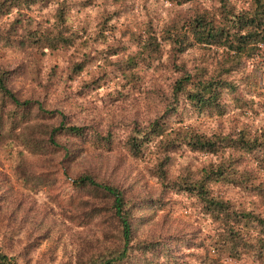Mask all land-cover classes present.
<instances>
[{
    "label": "trees",
    "instance_id": "trees-1",
    "mask_svg": "<svg viewBox=\"0 0 264 264\" xmlns=\"http://www.w3.org/2000/svg\"><path fill=\"white\" fill-rule=\"evenodd\" d=\"M36 1L0 0V14L19 12L21 7H29ZM165 1L180 5L193 0ZM214 1L217 3L214 13L195 12L159 36L148 26L144 36L129 33L126 37L122 32L113 37L105 49L93 54L89 51L90 42L96 37L103 42L108 40L106 33L112 30L110 19L114 11L103 14L98 32L82 42V35L76 31L63 33L65 11L61 7L54 13L55 26L29 32L26 42L22 34H16L15 20L0 31V40L18 49L25 45L38 51L46 47L68 49L77 43L67 61L65 75L69 79L79 78L75 90L78 95L96 91L105 84L108 67L114 68V81L118 83L117 90H110L109 97L123 96L122 89L138 87L140 64L149 67L162 63L167 69L177 71L166 96L162 97L161 109L144 125L118 138L109 129H99L96 122L71 123L61 110L45 107L38 98L20 96L8 85L7 71L0 70V151L7 156L13 145L19 146L10 164L12 173L25 174L24 186L31 194L44 188L46 195L45 202L39 204L25 194H8L12 196L10 202L0 207V264H71L65 240L74 247V264H136L128 260L132 251L139 255L141 264H152L146 254L155 256L159 251L155 249L156 242L135 239L136 226L141 223L135 212L151 198L143 193L134 195L136 181L126 186L117 182L120 168L117 157L109 159L102 155L103 164H100L87 156L72 168L86 146L108 154L118 143L133 158L144 159L143 156L148 155L146 163L154 184H147V187L156 189L157 193L183 191L192 204L200 205L210 222L216 224L217 231L222 229L218 240L207 243L211 251L244 259L246 264H249L247 261L264 264V210L237 209L231 200L222 198L212 189L214 182L223 181L247 187L248 175L236 176L235 170L244 159L264 176V127L252 130L247 126L204 134L181 122L172 126L165 124V119L176 114L180 106H188L196 112L214 109V115H221L225 105L221 106L220 98L224 91L239 104L238 83L229 75L239 61L258 55V45L264 43V0H243L246 3L243 7H236L233 0ZM126 39L130 42L128 45L123 44ZM163 41L167 43L166 50ZM132 45L134 49L131 50ZM193 45L219 47L228 56L214 74L206 75L205 68L198 63L188 66L177 60V55ZM98 53H102V58H96ZM164 56L165 59L170 57L168 62ZM243 79L248 77L239 81ZM243 104L249 108L252 101ZM226 151V157L219 164L202 166L192 175L186 171L176 174L172 180L168 178L166 165L172 154ZM0 176H3L1 171ZM65 176H70L71 180ZM61 182L74 194H58ZM252 187L257 191L253 200L264 197V177ZM2 191L10 192L11 189L2 185L0 178V197L4 195ZM80 192L93 197L85 218L102 217L116 228L118 243L106 232H101L92 242L80 240L79 233L73 232V217L61 202L71 203L74 195ZM43 240L50 242L33 258V248ZM59 246L61 253L56 257Z\"/></svg>",
    "mask_w": 264,
    "mask_h": 264
},
{
    "label": "rangeland",
    "instance_id": "rangeland-1",
    "mask_svg": "<svg viewBox=\"0 0 264 264\" xmlns=\"http://www.w3.org/2000/svg\"><path fill=\"white\" fill-rule=\"evenodd\" d=\"M233 2L236 7L246 6L243 0H233ZM60 7L65 11L63 33L76 31L82 35L81 42L86 37L95 36L103 14L115 12L110 19L112 30H107L106 33L108 40L103 42L101 38L96 37L90 42L89 51L93 54L96 50L105 49L109 45L108 42H112L122 32L126 37L129 33L144 36L145 28L148 26L159 36L165 29L180 24L183 19L195 12L206 10L214 13L217 3L214 0H193L180 5L165 0H38L29 7H21L19 12L0 14V31L15 20L13 25L15 32L22 34L26 42L29 32L38 31L43 27L49 30L55 26L54 13ZM128 43L130 42L127 39L123 42L125 45ZM76 44L68 49L46 47L38 51L28 45L18 49L14 45H5L0 40V70L7 71L8 85L20 96L38 98L45 107L61 110L66 120L71 123L79 125L96 122L99 129H109L118 138H123L132 128L144 125L161 109L162 97L166 96L170 81L177 71L167 69L162 63L149 67L140 64L138 87L124 88L123 96L109 97L110 90H117L118 83L114 81V68L108 67L105 84L96 91L78 95L75 90L79 78L69 79L65 75L67 61ZM166 44L163 41L164 50L167 48ZM132 49L134 45L131 46ZM227 56L225 50L219 47L193 45L177 55V60L184 61L188 66L194 62L198 63L205 68L206 75H211ZM97 57L102 58V53L96 54ZM169 59L170 57L165 60L168 62ZM237 65L229 78L238 83L239 104H236V101L224 91L220 98L221 106L225 105L221 115H214V109L196 112L188 106H180L176 114L165 119V124L172 126L181 122L204 134L228 132L247 126L252 130L264 127V48L258 45V55L243 59ZM246 76L247 80L239 81ZM247 100L252 101L249 108L243 104ZM17 150L19 146L13 145L7 156H4V151H0V171L3 173V176H0L1 182L11 189L10 192L2 191L4 195L0 197V207L10 202L12 196L8 194L13 192L34 198L39 204L44 203L46 199L44 188L31 194L24 186L25 174L19 171L12 173L10 164ZM85 150L80 153L76 159L77 164L72 168L77 167L87 156L100 164H103L102 155L108 156L109 159L116 156L120 164L117 182L126 186V183L136 181L134 195L143 193L146 198H151L135 212V216L141 220L136 226L138 229L135 239L144 242L149 239L156 242L155 249L159 251L155 256L149 252L145 253L149 259H152V264H246L244 259L239 260L211 251L207 243H212L214 239L218 240L222 236V229L217 231L216 224L210 222L206 214L200 210V205L192 204L183 191L178 190L181 196H177L178 194L170 191L157 193L156 189L147 187V184H154L146 163L148 155L145 154L144 159L133 158L119 143L114 151L108 154L88 146ZM227 152L187 153L183 156L172 154L166 165L168 178L172 180L176 174H183L186 171L192 175L202 166L219 164L224 160ZM25 168L28 170V166ZM235 170L236 176L248 175L247 187L235 186L223 181L214 182L212 189L222 198L231 200L237 209L264 210V197L253 200L257 191L252 187L253 183L263 179L262 171L254 169L245 159L235 166ZM65 179L71 180L70 176H65ZM59 193L74 194L73 190L63 182L60 184ZM92 199L89 193L80 192L74 195L71 203L61 202L63 206H67V212L73 217V232L79 233L80 240H91V242L101 232H106L112 236L113 242L118 243L116 228L109 225L102 217L85 218ZM23 232L20 231L21 234ZM9 233L16 237L13 232ZM49 242L43 240L33 248L32 257L35 258ZM64 243L66 251L70 252L71 264H74V247L68 240ZM60 253L59 246L56 249V257ZM128 260L141 264L139 255L134 251L130 252Z\"/></svg>",
    "mask_w": 264,
    "mask_h": 264
},
{
    "label": "built area",
    "instance_id": "built-area-1",
    "mask_svg": "<svg viewBox=\"0 0 264 264\" xmlns=\"http://www.w3.org/2000/svg\"><path fill=\"white\" fill-rule=\"evenodd\" d=\"M260 46H262L263 48H264V43H262V44H259Z\"/></svg>",
    "mask_w": 264,
    "mask_h": 264
}]
</instances>
